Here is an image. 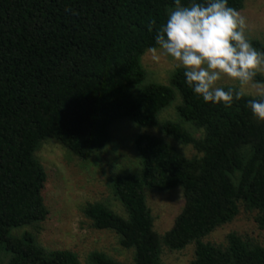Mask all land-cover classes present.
Here are the masks:
<instances>
[{
  "label": "trees",
  "instance_id": "trees-1",
  "mask_svg": "<svg viewBox=\"0 0 264 264\" xmlns=\"http://www.w3.org/2000/svg\"><path fill=\"white\" fill-rule=\"evenodd\" d=\"M188 4L189 0H181ZM240 11L245 0H228ZM174 0H0V252L5 264H80L69 250H48L37 235L49 211L46 172L35 153L52 140L88 161L111 143V127L129 120L139 173L109 181L112 198L87 203L92 228L112 232L132 264H164L163 249L193 247L189 264H264V121L245 94L231 107L205 103L175 68L167 85L147 84L141 58L154 46ZM154 21L152 30L149 22ZM264 51V44L251 40ZM254 84H264L257 73ZM225 90L236 87L223 86ZM176 105H172L176 101ZM172 105V106H171ZM172 112L162 123V112ZM163 112V114H164ZM175 112V116H174ZM195 154L187 157L184 148ZM180 189L184 206L159 235L147 193ZM249 214L253 231L205 239ZM31 227L16 234L12 230ZM89 264H121L92 252Z\"/></svg>",
  "mask_w": 264,
  "mask_h": 264
},
{
  "label": "rangeland",
  "instance_id": "rangeland-1",
  "mask_svg": "<svg viewBox=\"0 0 264 264\" xmlns=\"http://www.w3.org/2000/svg\"><path fill=\"white\" fill-rule=\"evenodd\" d=\"M238 12L246 20L249 39L264 44V0H245L244 8ZM141 64L147 73V84L167 85L176 68L175 62L170 58L161 57L152 50L143 54ZM258 73L264 76V70ZM220 83L221 86L236 87L251 96H258V92L264 90V84L250 83L242 86L227 78ZM177 101L178 99L172 105H176ZM163 112L157 118L158 123L169 119L166 117L172 114L171 111L168 114ZM149 131L156 132L139 128L129 120H118L111 127L112 138L108 148L85 162L55 141L48 140L41 144L35 157L46 172L42 195L49 214L41 224L36 238L40 246L48 250L72 251L78 256L80 264H89L87 257L92 252H102L121 264H132L131 251L121 248L112 232L92 228L82 209L87 203L103 201L122 214L120 205L114 201L109 191V181L117 175L139 173V160L133 149V140L136 135ZM183 151L187 157L195 154L191 147L184 148ZM146 200L154 220V230L163 235L172 227L184 206L182 192L180 189L166 193L149 192ZM249 218V214L241 210L232 224L217 229L205 240L220 243L231 230L253 231L254 236L259 237L260 234ZM31 229L25 227L12 230V233L20 234ZM192 257V246L180 252L163 249L161 255L164 264H189ZM7 260L8 255L2 250L0 264H5Z\"/></svg>",
  "mask_w": 264,
  "mask_h": 264
},
{
  "label": "clouds",
  "instance_id": "clouds-1",
  "mask_svg": "<svg viewBox=\"0 0 264 264\" xmlns=\"http://www.w3.org/2000/svg\"><path fill=\"white\" fill-rule=\"evenodd\" d=\"M165 22L154 36L152 51L170 58L183 69L185 84L205 103L231 107L243 91L225 90L221 81L230 79L248 85L264 70V51L257 50L247 33L243 16L228 0H174ZM154 21L149 22L152 30ZM248 100L252 115L264 121V90Z\"/></svg>",
  "mask_w": 264,
  "mask_h": 264
}]
</instances>
